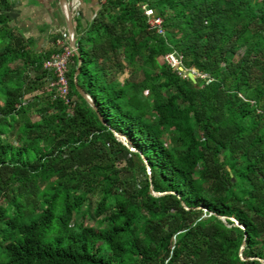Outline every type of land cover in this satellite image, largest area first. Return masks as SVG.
I'll list each match as a JSON object with an SVG mask.
<instances>
[{"label":"trees","instance_id":"1","mask_svg":"<svg viewBox=\"0 0 264 264\" xmlns=\"http://www.w3.org/2000/svg\"><path fill=\"white\" fill-rule=\"evenodd\" d=\"M9 6L0 0V264H261L264 0H97L74 33L76 84L107 127L74 89V55L68 104L57 97L43 63L61 50L18 34ZM172 51L212 81L179 76L162 59Z\"/></svg>","mask_w":264,"mask_h":264},{"label":"crops","instance_id":"2","mask_svg":"<svg viewBox=\"0 0 264 264\" xmlns=\"http://www.w3.org/2000/svg\"><path fill=\"white\" fill-rule=\"evenodd\" d=\"M9 3L5 15L18 34L32 38L37 48L45 49L50 42L64 40L65 22L57 0H4ZM72 0H67L70 3ZM79 4L72 16V28L81 32L97 10V0H76ZM75 21V22H74Z\"/></svg>","mask_w":264,"mask_h":264},{"label":"built area","instance_id":"3","mask_svg":"<svg viewBox=\"0 0 264 264\" xmlns=\"http://www.w3.org/2000/svg\"><path fill=\"white\" fill-rule=\"evenodd\" d=\"M104 0H99L103 2ZM78 2L72 0L68 3L71 17L76 14L78 9ZM143 14L146 17V26L148 30L154 31L156 34L163 36L164 31L162 28L161 17L155 15L152 8L141 7ZM50 48H58L61 51L58 53H53L48 59L43 63V68L51 71L53 75V80L50 82V86L55 88L56 95L58 98L62 99L65 104H68V85L66 80L67 64L69 59L74 55L73 51L68 47V38L65 35L64 40L57 39L48 45ZM47 47V48H48ZM163 61L171 68L176 71L177 74L183 78L188 77V73L191 72L194 77H199L203 79H208V83L212 81L207 75L197 72L195 69H185L182 65L181 56H179L174 51L167 53L163 56Z\"/></svg>","mask_w":264,"mask_h":264},{"label":"water","instance_id":"4","mask_svg":"<svg viewBox=\"0 0 264 264\" xmlns=\"http://www.w3.org/2000/svg\"><path fill=\"white\" fill-rule=\"evenodd\" d=\"M58 2V5L62 11V14H63V17H64V22H65V28H66V34H67V38H68V47L73 51L74 53V56L76 58V67L74 69V72L72 74V83L74 85V89L75 91L77 92V94L88 104L89 107L92 108V110L95 112L96 116H97V120L98 122L100 123V125H103L104 127H107L106 123L103 121V118L99 116L98 112L96 111V108L94 106V104L91 102L90 98L88 97V95H86L84 93V91L82 89H80V87H78V85L76 84V76L78 74V71H79V64H80V60H79V57H78V54L76 52V45H75V39H74V32H73V28H72V23H71V20H72V17H71V14H70V10H69V7H68V3H67V0H57ZM188 78L191 80V81H195V77L194 75L189 72L188 73ZM115 140L117 142H119L123 147H125L126 149H128L130 152L132 153H136V151L132 148H130L128 145H127V142L126 140L123 138V137H120L119 135H117L114 131H111ZM142 161L146 167V170H147V173L149 175V168L147 166V163L146 161L142 158ZM171 191H155L151 188V185H150V193L153 195V196H159V195H162V194H165V193H170ZM180 204L186 209V207L184 206V204L182 202H180ZM210 213H213L215 214L219 219H221L222 222L225 223L226 219L228 218L230 222H232V225L233 226H236V227H239L241 228L240 225H238V223L235 221V219L233 217H230V216H224V215H219V214H216L214 212H210ZM242 247H243V241L238 249V257L240 260H243L241 258V251H242ZM255 260H258L261 264H264V260L262 259H259V258H253Z\"/></svg>","mask_w":264,"mask_h":264},{"label":"rangeland","instance_id":"5","mask_svg":"<svg viewBox=\"0 0 264 264\" xmlns=\"http://www.w3.org/2000/svg\"><path fill=\"white\" fill-rule=\"evenodd\" d=\"M52 44V42H50V45ZM49 45V44H48ZM46 48H47V46H46ZM48 48H50V47H48Z\"/></svg>","mask_w":264,"mask_h":264}]
</instances>
